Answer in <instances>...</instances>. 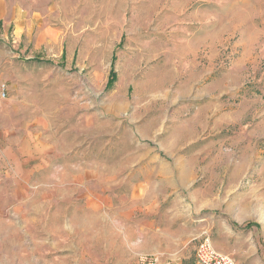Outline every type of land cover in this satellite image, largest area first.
<instances>
[{"label": "rangeland", "instance_id": "rangeland-1", "mask_svg": "<svg viewBox=\"0 0 264 264\" xmlns=\"http://www.w3.org/2000/svg\"><path fill=\"white\" fill-rule=\"evenodd\" d=\"M4 83L0 145L43 102L75 179L5 195L0 264H264V0H0Z\"/></svg>", "mask_w": 264, "mask_h": 264}, {"label": "crops", "instance_id": "crops-1", "mask_svg": "<svg viewBox=\"0 0 264 264\" xmlns=\"http://www.w3.org/2000/svg\"><path fill=\"white\" fill-rule=\"evenodd\" d=\"M52 79V77H40L38 80L42 97H47L48 93L52 92V87L49 85ZM12 106L9 105L10 110L6 111L7 118L10 119L18 111L21 114L20 110H22L16 105ZM54 120L55 117L52 116L49 106L43 102L41 105H35L34 112H27L26 119L21 123L26 131L30 128L34 129L35 140H8L2 146L0 145V202L2 201L3 204H5V195L9 200L12 192L20 187L34 194H56L60 190L68 194L69 191L65 189V185H68L69 179L73 181L75 175L72 173L69 178L59 172L56 166L54 153L56 149L51 141ZM27 165H30L29 171L24 169ZM89 174L90 171H88V178ZM4 179L10 183L5 184ZM70 193H73V190ZM200 203H203L200 208L209 205L211 197H201ZM152 207L154 209L155 205Z\"/></svg>", "mask_w": 264, "mask_h": 264}, {"label": "built area", "instance_id": "built-area-1", "mask_svg": "<svg viewBox=\"0 0 264 264\" xmlns=\"http://www.w3.org/2000/svg\"><path fill=\"white\" fill-rule=\"evenodd\" d=\"M9 96V88L4 83L0 85V108L4 101ZM197 264H238L234 258L216 249L211 238L205 236L197 246L196 250ZM140 264H181L178 261L167 259L163 260L160 257H151L141 260Z\"/></svg>", "mask_w": 264, "mask_h": 264}, {"label": "trees", "instance_id": "trees-1", "mask_svg": "<svg viewBox=\"0 0 264 264\" xmlns=\"http://www.w3.org/2000/svg\"><path fill=\"white\" fill-rule=\"evenodd\" d=\"M112 76H113L112 80L115 79V73L114 72H112ZM109 83H111V81ZM249 224H251V223H249Z\"/></svg>", "mask_w": 264, "mask_h": 264}]
</instances>
